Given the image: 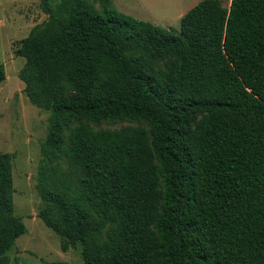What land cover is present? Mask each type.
Here are the masks:
<instances>
[{
  "label": "trees",
  "instance_id": "trees-1",
  "mask_svg": "<svg viewBox=\"0 0 264 264\" xmlns=\"http://www.w3.org/2000/svg\"><path fill=\"white\" fill-rule=\"evenodd\" d=\"M40 6L47 20L15 56L26 98L49 114L37 217L61 251L80 245L83 264H264V0H202L179 31L112 0ZM122 121L146 127H91ZM12 159L0 154V264L26 233Z\"/></svg>",
  "mask_w": 264,
  "mask_h": 264
},
{
  "label": "rangeland",
  "instance_id": "rangeland-1",
  "mask_svg": "<svg viewBox=\"0 0 264 264\" xmlns=\"http://www.w3.org/2000/svg\"><path fill=\"white\" fill-rule=\"evenodd\" d=\"M200 1L112 0L113 6L125 15L177 31L180 19ZM219 1L225 8L231 2ZM88 2L93 4V0ZM46 20L40 0H0V65L4 67L6 78L0 84V154L13 156L14 215L26 228V233L15 241L8 253L9 264H83L80 245L62 252L58 236L37 217L41 206L36 189L41 166L40 146L47 135L49 114L32 106L26 98L24 84L18 78L24 59L16 57L15 50L35 26ZM125 126L146 127L128 121L91 125L95 130ZM59 162L60 159H56L51 165Z\"/></svg>",
  "mask_w": 264,
  "mask_h": 264
}]
</instances>
